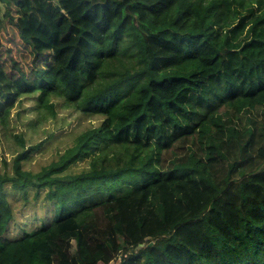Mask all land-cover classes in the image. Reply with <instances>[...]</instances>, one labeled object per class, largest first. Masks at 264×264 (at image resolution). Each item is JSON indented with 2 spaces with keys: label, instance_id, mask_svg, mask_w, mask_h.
Instances as JSON below:
<instances>
[{
  "label": "trees",
  "instance_id": "16d2710c",
  "mask_svg": "<svg viewBox=\"0 0 264 264\" xmlns=\"http://www.w3.org/2000/svg\"><path fill=\"white\" fill-rule=\"evenodd\" d=\"M4 23L30 62L0 51V127L32 94L100 120L37 172L10 135L0 264H264V0H0Z\"/></svg>",
  "mask_w": 264,
  "mask_h": 264
},
{
  "label": "rangeland",
  "instance_id": "374dc122",
  "mask_svg": "<svg viewBox=\"0 0 264 264\" xmlns=\"http://www.w3.org/2000/svg\"><path fill=\"white\" fill-rule=\"evenodd\" d=\"M7 24V23H6ZM5 23L0 25V51L3 56L6 50H17L15 57L19 60L20 66L28 69L30 56L26 54V49L19 42L16 35L17 31ZM24 54V55H23ZM35 104V94L24 96L17 106H15L10 115L9 127L3 129L0 127V173L12 174V161L14 156L21 151V148L15 144L10 135H21L24 139L25 147L37 146L28 160L22 162L23 168L31 172H37L39 168L49 162L56 160L58 156L71 146L75 136L89 127L95 126L99 122L98 117L86 118L78 113L70 112L66 108L57 109V118L55 120H42L39 115L32 110ZM246 104H239L238 112L242 111ZM223 119L218 116L211 118L213 128L215 124H220ZM202 135H200L201 139ZM87 166L86 162H78L70 169L75 173ZM58 210L47 211L41 215V219L35 221L37 224H49ZM32 218V216H30ZM34 222V221H33Z\"/></svg>",
  "mask_w": 264,
  "mask_h": 264
}]
</instances>
